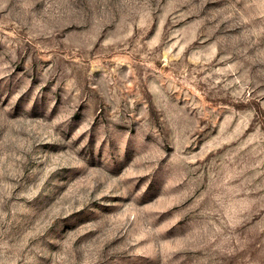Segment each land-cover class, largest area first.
Returning <instances> with one entry per match:
<instances>
[{
  "label": "rangeland",
  "instance_id": "rangeland-1",
  "mask_svg": "<svg viewBox=\"0 0 264 264\" xmlns=\"http://www.w3.org/2000/svg\"><path fill=\"white\" fill-rule=\"evenodd\" d=\"M0 264H264V0H0Z\"/></svg>",
  "mask_w": 264,
  "mask_h": 264
}]
</instances>
